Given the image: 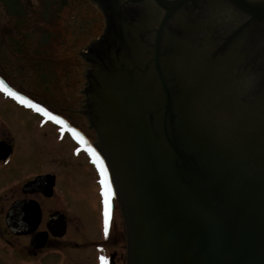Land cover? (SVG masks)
<instances>
[{
    "label": "water",
    "instance_id": "95a60500",
    "mask_svg": "<svg viewBox=\"0 0 264 264\" xmlns=\"http://www.w3.org/2000/svg\"><path fill=\"white\" fill-rule=\"evenodd\" d=\"M236 1L225 44L190 2H156L154 38L129 14L94 45L84 113L128 264H264V2Z\"/></svg>",
    "mask_w": 264,
    "mask_h": 264
},
{
    "label": "flooded vegetation",
    "instance_id": "af4514ba",
    "mask_svg": "<svg viewBox=\"0 0 264 264\" xmlns=\"http://www.w3.org/2000/svg\"><path fill=\"white\" fill-rule=\"evenodd\" d=\"M156 2H190L195 34L203 40L211 25L214 43H227L245 19L236 0H0V264H128L126 226L92 157L97 134L84 109L94 45L112 34L110 20L150 16L142 34L154 38L165 15ZM19 121L53 129L69 145L70 167L45 159L32 173L13 136L29 129ZM47 138L34 135L41 158Z\"/></svg>",
    "mask_w": 264,
    "mask_h": 264
},
{
    "label": "rangeland",
    "instance_id": "374dc122",
    "mask_svg": "<svg viewBox=\"0 0 264 264\" xmlns=\"http://www.w3.org/2000/svg\"><path fill=\"white\" fill-rule=\"evenodd\" d=\"M13 119H17V115H12ZM25 120V119H23ZM9 122H11L9 120ZM21 125H25L29 127L28 130L22 131V132H14L13 136L16 139V144L18 147L21 145L23 146V150L25 154H27V157L33 161L32 164V173L37 171H43V169L46 168V163L44 162L45 159L48 161L52 160L54 162L53 166H56V161L63 162V169H66L67 167H70L72 164V160L68 157L69 152V145H61L56 142V134L54 133L53 129L48 128L47 130H37L36 125L30 121L26 123L25 121H19ZM29 125V126H28ZM35 125V126H33ZM34 135H37L40 140L43 138L44 135H48L47 138V147L45 146V149L47 150L46 155L43 154L42 158L39 157L40 154V144L39 142H36L34 140ZM46 140V138H45ZM65 146V147H63ZM51 147V148H50ZM40 162V163H39ZM89 184H86L89 188V191L97 190V185H94L91 181H88ZM77 190H82L80 188H77Z\"/></svg>",
    "mask_w": 264,
    "mask_h": 264
},
{
    "label": "snow or ice",
    "instance_id": "6c2138e0",
    "mask_svg": "<svg viewBox=\"0 0 264 264\" xmlns=\"http://www.w3.org/2000/svg\"><path fill=\"white\" fill-rule=\"evenodd\" d=\"M5 90L8 91V94H9V95L14 96V97L17 98V99H22V98H20V97H17L16 94H15L14 92H11V90H8V89H5ZM25 102H26V101H25ZM31 106L36 107L35 105H31ZM38 110L43 111L42 109H38ZM46 114H48V113H46ZM48 115H50V114H48ZM53 119H55V117H53ZM102 174H103V169H102ZM102 183H105V185H107V181H106V180L102 181ZM108 194H109V193L106 191V192H105V196L107 197Z\"/></svg>",
    "mask_w": 264,
    "mask_h": 264
}]
</instances>
